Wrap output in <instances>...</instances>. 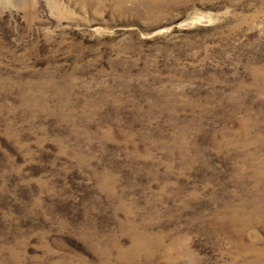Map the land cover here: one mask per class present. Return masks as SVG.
I'll return each instance as SVG.
<instances>
[{"label":"rangeland","instance_id":"1","mask_svg":"<svg viewBox=\"0 0 264 264\" xmlns=\"http://www.w3.org/2000/svg\"><path fill=\"white\" fill-rule=\"evenodd\" d=\"M263 157L264 0H0V264H264Z\"/></svg>","mask_w":264,"mask_h":264},{"label":"bare ground","instance_id":"2","mask_svg":"<svg viewBox=\"0 0 264 264\" xmlns=\"http://www.w3.org/2000/svg\"><path fill=\"white\" fill-rule=\"evenodd\" d=\"M261 75V74H260ZM262 76V75H261ZM262 78V77H261ZM246 146V145H245ZM246 154V153H245ZM246 156V155H245ZM247 157V156H246ZM245 157V158H246ZM254 157V156H253ZM244 158V159H245ZM256 158V157H255ZM244 159H242V160H244ZM261 159V158H260ZM260 159L259 160H257V162L258 161H260ZM263 159H264V157H263ZM253 160V159H252ZM251 162V161H250ZM261 162V161H260ZM246 163V162H245ZM257 164V163H256ZM259 166H260V164H258ZM264 165V164H263ZM258 166V167H259ZM251 167V166H250ZM252 169V168H251ZM256 169V168H255ZM259 170H261V169H259ZM258 170V171H259ZM241 171V170H240ZM255 171V170H254ZM244 172V171H243ZM256 172V171H255ZM241 173V172H240ZM261 173V172H260ZM260 173H258V174H260ZM263 173V172H262ZM243 174V173H242ZM241 174V175H242ZM264 174V173H263ZM259 176V175H258ZM261 176V175H260ZM243 177V176H242ZM240 178V177H239ZM247 178V177H246ZM261 178V177H260ZM251 180H252V178H251ZM253 180H254V178H253ZM252 180V181H253ZM256 180H258V179H256ZM263 180V179H262ZM261 181V180H260ZM263 182V181H262ZM239 183V182H238ZM258 183V182H257ZM259 184H261V183H259ZM256 187H258V186H256ZM253 188V187H252ZM260 194V193H259ZM258 194V195H259ZM193 195H195V194H193ZM244 195V194H243ZM255 199H256V197H255ZM241 201V200H240ZM235 204V203H234ZM259 204V203H258ZM238 205H240V203L238 204ZM244 205V204H243ZM264 205V204H263ZM237 207V206H236ZM255 208V207H254ZM247 209V208H246ZM246 209H245V211H246ZM260 209V208H259ZM200 210V209H199ZM263 210V209H262ZM250 216H247V217H242L241 219H238V221L236 222V226H235V229L237 230V233L238 234H240V235H243L244 233H245V231H246V229L248 230V228L250 227V226H252L255 222H260V220L257 218V216H258V214L259 213H261V215H262V213L263 212H260L259 210H257V209H253V210H251L250 209ZM247 212V211H246ZM237 216H239L238 214H237ZM126 222V221H125ZM216 222V221H215ZM233 222H235V221H233ZM209 223H212V222H209ZM214 223V222H213ZM223 223V222H222ZM221 223V224H222ZM226 223V222H225ZM224 223V224H225ZM218 224V223H217ZM228 224V223H227ZM155 225V224H154ZM205 225V224H204ZM213 225V224H212ZM220 225V224H219ZM255 225V224H254ZM144 226V225H143ZM214 226H215V224H214ZM261 226V225H260ZM256 227V226H255ZM258 227V226H257ZM263 227V226H262ZM231 228H233V227H230V229ZM251 228V227H250ZM259 228V227H258ZM261 229V228H260ZM263 229V228H262ZM229 230V229H228ZM259 230V229H258ZM189 231V230H188ZM236 234V233H235ZM139 236H136V235H134V236H136V238H134L135 239V242H134V245L132 246L133 248L131 249L132 251H133V254L134 255H139L140 253H144L145 252V250L146 249H148V245H149V242H151L150 241V239L148 238V237H144V235H142V236H140V234H138ZM231 236H233V235H231ZM238 236V235H237ZM244 236V235H243ZM133 239V238H132ZM160 239V238H159ZM163 240V239H162ZM161 240V241H162ZM160 241V240H159ZM133 242V241H132ZM153 242V241H152ZM237 242V241H236ZM160 243V242H159ZM243 243V242H242ZM162 244V243H161ZM244 244V243H243ZM248 244V243H247ZM253 244V243H252ZM246 245V244H245ZM254 245V244H253ZM247 246V245H246ZM251 246V245H250ZM258 246V245H257ZM242 247H243V245H242ZM264 247V246H263ZM262 248V247H261ZM158 249V248H157ZM240 249H241V247H240ZM244 249V248H243ZM242 250V249H241ZM245 250V249H244ZM247 250H249V249H247ZM146 251H148V250H146ZM151 251H152V249H151ZM127 252H128V250H127ZM248 252V251H247ZM252 252H253V250H252ZM123 253V252H122ZM126 253V252H125ZM240 253V252H239ZM248 253H250V252H248ZM150 256H152L151 254H153V253H148ZM243 254H245L244 252H243ZM247 254V253H246ZM255 254V256H256V258L254 259V260H256L257 258H264V250H261V251H256V253H254ZM253 255V254H252ZM119 256H122V255H119ZM118 256V257H119ZM149 256V257H150ZM155 256V255H154ZM133 257V256H132ZM146 257H148L147 255H146ZM143 258V257H142ZM154 258V257H153ZM127 259V258H126ZM134 259V258H133ZM140 260V259H139ZM148 260H149V258H148ZM152 260V259H151ZM240 260V259H239ZM241 261V260H240ZM239 262V261H238ZM256 262V261H255ZM123 263V262H122ZM126 263V262H125ZM137 263V262H136ZM153 263V262H152ZM259 263V262H258ZM257 263V264H258ZM119 264V263H118ZM146 264V263H145Z\"/></svg>","mask_w":264,"mask_h":264}]
</instances>
